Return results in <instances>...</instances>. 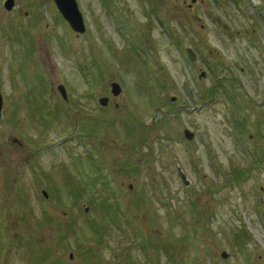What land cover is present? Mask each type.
Wrapping results in <instances>:
<instances>
[{"label": "rangeland", "instance_id": "rangeland-1", "mask_svg": "<svg viewBox=\"0 0 264 264\" xmlns=\"http://www.w3.org/2000/svg\"><path fill=\"white\" fill-rule=\"evenodd\" d=\"M76 1L0 0V264H264V0Z\"/></svg>", "mask_w": 264, "mask_h": 264}, {"label": "water", "instance_id": "water-1", "mask_svg": "<svg viewBox=\"0 0 264 264\" xmlns=\"http://www.w3.org/2000/svg\"><path fill=\"white\" fill-rule=\"evenodd\" d=\"M194 1V0H192ZM58 10L62 14V16L68 21L70 27L76 31L77 33H83L85 31V24L84 20L82 17V14L78 8V4L76 0H54ZM4 5L7 9L11 8L13 5V0H6L4 2ZM188 56L193 59L195 57V52L193 51L192 48H187L186 49ZM204 72H201L200 75H203ZM59 92L62 94L64 98H66V90L63 86V84H59L57 86ZM121 90V86L118 82L116 81H111L110 82V92L112 95H117ZM175 97L173 96L172 99ZM109 97L108 96H100L98 101L101 105H106L108 102ZM2 94L0 91V116H1V109H2ZM183 134L185 138L187 139H192L194 137V132L188 128L183 129ZM15 140V138H13ZM182 176L185 180L184 174L182 173ZM43 193L46 195L45 191L43 190ZM221 256L226 257L227 253L222 252Z\"/></svg>", "mask_w": 264, "mask_h": 264}, {"label": "trees", "instance_id": "trees-1", "mask_svg": "<svg viewBox=\"0 0 264 264\" xmlns=\"http://www.w3.org/2000/svg\"><path fill=\"white\" fill-rule=\"evenodd\" d=\"M213 94V88L207 89L206 95L210 96Z\"/></svg>", "mask_w": 264, "mask_h": 264}, {"label": "flooded vegetation", "instance_id": "flooded-vegetation-1", "mask_svg": "<svg viewBox=\"0 0 264 264\" xmlns=\"http://www.w3.org/2000/svg\"><path fill=\"white\" fill-rule=\"evenodd\" d=\"M109 102V101H108Z\"/></svg>", "mask_w": 264, "mask_h": 264}]
</instances>
